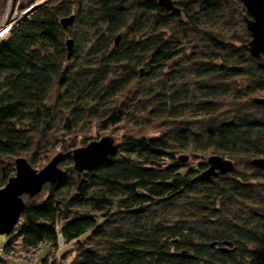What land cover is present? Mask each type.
<instances>
[{"label": "trees", "instance_id": "16d2710c", "mask_svg": "<svg viewBox=\"0 0 264 264\" xmlns=\"http://www.w3.org/2000/svg\"><path fill=\"white\" fill-rule=\"evenodd\" d=\"M158 1L58 0L0 42V187L19 157L65 155L60 179L23 196L7 250L62 237L64 264H264V169L253 163L264 157V53L249 51L250 14L242 0H173L179 11ZM87 124L126 130L80 171L73 151L89 136L72 135ZM178 149L246 158L250 172L206 177L208 161L182 172L166 162Z\"/></svg>", "mask_w": 264, "mask_h": 264}, {"label": "water", "instance_id": "95a60500", "mask_svg": "<svg viewBox=\"0 0 264 264\" xmlns=\"http://www.w3.org/2000/svg\"><path fill=\"white\" fill-rule=\"evenodd\" d=\"M242 1L250 14V17L246 19L247 28L252 35L249 51L254 57H260L264 53V0ZM158 3L166 11H179L173 0H159ZM43 6L44 4L32 5L16 26ZM74 20V15L62 18V26L67 28L73 24ZM10 24L8 22L5 25V31L11 28ZM119 40L120 36L117 37L116 43ZM71 43V41H68L69 49H71ZM256 101L264 106V97L257 98ZM115 147V138L111 135H106L99 140L91 141L86 146L74 149L73 160L75 168L80 171L94 169L107 155L113 152ZM64 157L63 153H58L40 170L34 168L24 157L16 159L15 175L9 179L5 186L0 188V234H10L18 224L26 207L23 198L25 194L33 197L42 191L46 183L56 181L64 175V170L60 166ZM179 159L185 162L188 157L180 156ZM253 163L264 169V157L255 158ZM208 164L209 167L204 171V176L206 177L231 173L235 167L231 159L223 158L221 155L210 156Z\"/></svg>", "mask_w": 264, "mask_h": 264}, {"label": "rangeland", "instance_id": "374dc122", "mask_svg": "<svg viewBox=\"0 0 264 264\" xmlns=\"http://www.w3.org/2000/svg\"><path fill=\"white\" fill-rule=\"evenodd\" d=\"M38 0H9L8 1V6H7V10L5 12V14L2 16V19L0 20V26L2 24L7 25L8 22L11 23V19L12 17L16 16L18 13H22L24 11H27L28 9L31 8L32 5H34ZM58 0H51L50 2L44 4V5H48V4H52L54 2H56ZM11 25V24H10ZM11 32V31H10ZM8 36V35H7ZM6 36V38H7ZM5 38V39H6ZM257 96L259 97H264V92H261L259 94H257ZM127 127V126H126ZM150 129V128H147ZM126 129H124L123 125L118 126V127H114V128H110L108 130H99L96 128L95 125L92 124H87L82 131L79 132H75L72 136L74 135H79V139L82 138V136H89L87 144L90 143L93 140H99L102 137L106 136V135H111L115 138L116 143L121 142V137L123 135V133L125 132ZM72 138H70V136H65V140L70 141ZM78 139V140H79ZM66 142V141H65ZM87 144H83V142H79L78 147H83L86 146ZM76 149V148H75ZM178 160H176V162H172L170 160H167L166 162L169 163H178V164H182V172H187L188 170L191 169H199L200 167V163L202 162H206L208 161V158L212 155H221L223 158H228L231 159L227 156H225L224 154H216V153H210V152H206V153H202V152H191V151H186V150H181L178 149ZM63 148H61V146H58L57 148H55L51 153H50V158L44 159L41 161V163H35V162H30V164L40 170L42 168H44L51 159H53L58 153L63 152ZM180 156H186L188 157L187 161H181L179 159ZM29 160H31L29 158V156H27ZM246 158H241L240 161L241 163H237L235 162V166L236 168H238L241 171H246V172H250V170H248L247 167H245V161ZM32 161V160H31ZM234 161V160H233ZM5 186V185H4ZM1 188V187H0ZM7 241V236L0 234V243H5ZM70 246L69 245H63L61 248H50L49 245H44L43 249L40 252V260H43L44 258H46L48 252V259H55V260H61L62 258L61 256L68 250ZM69 259V258H68ZM12 264H25V262H23V260L17 259L15 261L12 262Z\"/></svg>", "mask_w": 264, "mask_h": 264}, {"label": "built area", "instance_id": "2783aa9c", "mask_svg": "<svg viewBox=\"0 0 264 264\" xmlns=\"http://www.w3.org/2000/svg\"><path fill=\"white\" fill-rule=\"evenodd\" d=\"M64 244L66 245L65 241L60 237L58 245L53 247V249L61 248ZM42 249L43 244L31 250H25L22 247L21 242H17L10 250H7L4 244L0 245V259L3 261V264H12V262L17 259L23 260L25 264H53L54 261H56V264H64V261L59 259H48L47 262L40 260L39 256Z\"/></svg>", "mask_w": 264, "mask_h": 264}, {"label": "bare ground", "instance_id": "6f19581e", "mask_svg": "<svg viewBox=\"0 0 264 264\" xmlns=\"http://www.w3.org/2000/svg\"><path fill=\"white\" fill-rule=\"evenodd\" d=\"M51 0H38L34 6L36 5H41V4H46L48 2H50ZM26 11L22 12V13H18L16 16L12 17L11 19V28L8 29L7 31L4 30L5 25L2 24L0 26V42L5 40L6 36L10 33V31L17 25V23L20 22V20L24 17Z\"/></svg>", "mask_w": 264, "mask_h": 264}, {"label": "crops", "instance_id": "0c3cea01", "mask_svg": "<svg viewBox=\"0 0 264 264\" xmlns=\"http://www.w3.org/2000/svg\"><path fill=\"white\" fill-rule=\"evenodd\" d=\"M4 244H5V243H0V245H4ZM44 245H49V246H50V244H48V243H44L43 246H44ZM50 248H51V246H50ZM48 254H49V252H48ZM48 254H47L46 257H48ZM44 259H45V258H44ZM44 259H43L42 261H44Z\"/></svg>", "mask_w": 264, "mask_h": 264}]
</instances>
